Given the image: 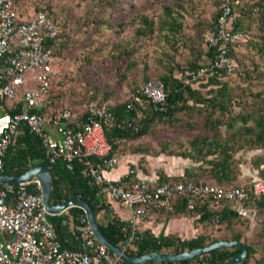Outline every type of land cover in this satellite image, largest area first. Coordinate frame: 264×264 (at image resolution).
<instances>
[{
	"label": "built area",
	"instance_id": "obj_1",
	"mask_svg": "<svg viewBox=\"0 0 264 264\" xmlns=\"http://www.w3.org/2000/svg\"><path fill=\"white\" fill-rule=\"evenodd\" d=\"M218 4L217 22L204 38L205 48H213L214 57L188 75L185 83L202 80L207 73L234 71L229 49L246 41L244 33L231 25L239 6L233 0H218ZM33 5L31 16L23 17L18 0H0V175L7 150L23 124L40 140L49 164L61 159L67 170H73L78 162L81 176L89 179L104 202L116 203L130 212L127 220L120 219L123 240L118 247L124 252L135 247L140 224L152 212H171L176 197L184 199L187 209L199 202L216 210L225 202L253 229L257 225L255 205L264 196V177L258 170H247L248 174L240 178L241 184L230 188L202 179L153 185L132 178L115 182L105 173L117 165L122 155L111 152L105 131L131 126L137 130L136 125L127 119L119 121L108 101H88L80 112L68 108L37 112L47 108V98L60 80L59 54L64 39L60 36L62 19L50 17L39 1L37 8ZM165 102L163 83L150 79L134 91H127L124 113L134 109L140 113L146 103L165 111ZM240 168L244 169L242 165ZM28 185H34L38 193L28 191ZM39 191L36 179L0 184V264H131L95 239L84 215L63 220L77 232L80 249L62 248ZM210 224L218 226L217 215Z\"/></svg>",
	"mask_w": 264,
	"mask_h": 264
},
{
	"label": "trees",
	"instance_id": "obj_2",
	"mask_svg": "<svg viewBox=\"0 0 264 264\" xmlns=\"http://www.w3.org/2000/svg\"><path fill=\"white\" fill-rule=\"evenodd\" d=\"M20 1L18 0V3L21 4ZM116 1L96 0L95 4L98 7H102L104 5L109 6ZM210 1L214 4L210 20L204 24L197 20L200 25H203L201 33L213 29L220 14L218 0ZM233 1H237V6H239L235 8L236 15L231 20L233 30H241L245 35V39H249L245 47L249 51L247 60L251 61L252 69L250 73L244 72L241 77L244 82H249L253 78L251 76L252 73L256 72L260 66L264 69V0ZM35 2L33 6L37 8ZM31 5L30 3L29 7ZM42 9L51 17V13L48 12L49 10L45 5H42ZM192 9V0H171V3L163 7L155 22L146 14H137L139 26L134 30V35L147 37L157 28L160 31L164 30L167 32L170 37L180 36L184 31L183 18L185 14L193 15ZM97 17V15L93 14V17L88 21L95 25L104 24L103 21L97 20ZM62 26H65L64 22L61 25L60 36L65 39ZM192 38V41H196L195 38H198V36ZM189 41H191V38H189ZM64 46L59 54L62 58L65 57ZM237 46L231 47L228 53L234 63V70L236 68L234 51H236ZM203 50L195 55V59L188 60L186 64H172L170 63L172 60L170 57L165 62L158 59L161 62L158 66L160 68L159 71L152 70L144 73L141 80L138 81L139 83L135 82L132 84L133 80L129 81L128 91H134L143 82L154 78L159 79L163 83L166 92L165 111L155 110L152 104L146 103L145 108L140 113H137L136 109L128 114L124 113L127 92L124 101H110V108L117 115L119 121L127 119L133 126H137V130L132 126L123 129L115 127L106 130L105 138L110 145L111 152L130 151L142 153L153 150L154 148L150 149L142 146L140 141L144 136L150 135L155 127L161 123L167 126L174 125L175 122H181V125L187 130L192 131L193 137L188 140V150L176 153L174 150L168 149L169 142L163 141L157 144L159 148L157 151L179 155L184 159L195 161L198 166L194 170L186 171L180 177L167 179L162 176L158 184L202 179L225 188L237 187L241 182L238 177L237 182L234 181L236 172L234 171L233 163L237 162L235 154L240 149L259 152L252 156L250 163L252 166L255 165L259 175L264 176V168H260L261 165H264V77L261 79L263 84L260 89L251 90V87L250 89L241 87L239 92L232 85V81H234L232 74L234 71L230 74L221 72L220 75L207 73L202 80L193 81L192 84L185 83L184 78L202 67L203 56L206 57V61L213 59V48H203ZM133 52H135L133 49H124L117 57L125 59ZM259 62H261V65H259ZM135 66L136 62L134 61L127 63L120 76L122 78L127 75L130 76ZM112 94L113 92L101 91L97 87H92L91 91L85 95L81 108L68 105L57 107V105H54L52 90L47 98V108L37 112L44 114L64 108L80 112L83 111L88 101L104 102L109 99H115L114 96H111ZM249 122L251 123L250 125ZM245 134H250L251 137H247ZM133 143H136V145ZM36 165L48 168L51 174L50 205H58L69 198H80L89 204L97 218L104 205L100 203L94 185L89 179L81 176L80 164L75 162L73 170H67L64 161L61 159L49 164L38 137L31 133L25 125L21 124L14 144L7 150L3 161L2 173L3 175H20L29 167ZM27 189L30 192L38 193L34 185H28ZM255 209L257 212V225L250 230L249 221L240 217L225 202L216 210L209 209L205 204L199 202H196L192 209H187L184 199L176 197L173 200L172 212H168L170 216L192 215L198 223L207 224L210 223L214 215H217L218 228L225 232L220 237L200 233L189 240L180 241L162 236L155 238L146 231L136 240L135 247L126 249L125 253L129 256H139L150 252H160L164 249L172 253H181L184 250L205 247L217 241H238L246 246V258L238 264H264V255L255 259L254 243H247L244 239L245 232L248 230L252 231L261 224L260 214L264 211V196L259 198ZM68 214L73 216L82 215L83 211L77 207H71L64 213L48 216L47 218L53 226L61 247L78 250L79 240L77 233L70 230L67 224L62 223ZM104 219V223L97 219L103 236L112 245L119 246L123 240V232L120 228L121 222L110 218L107 214ZM239 252L240 249L237 247L216 248L184 261H146L139 264H223Z\"/></svg>",
	"mask_w": 264,
	"mask_h": 264
},
{
	"label": "rangeland",
	"instance_id": "obj_3",
	"mask_svg": "<svg viewBox=\"0 0 264 264\" xmlns=\"http://www.w3.org/2000/svg\"><path fill=\"white\" fill-rule=\"evenodd\" d=\"M35 1L21 0L20 2L22 6L27 7ZM39 1L41 6L45 5L47 7L49 13L61 18L62 25L63 22L65 25L62 26L65 35V57H61L60 80L52 89L54 105H57V107L68 105L80 108L83 105L85 95L91 91L92 87H97L101 91L113 92L111 96H114L115 99H109L108 102L112 100L124 101L128 84H130L129 81L133 80L132 84L139 83L138 81L141 80L144 73L152 70L159 71L158 66L161 62L158 59L165 62L170 57L172 59L170 63L172 64H186L188 60L195 59V55L199 51H204L202 43L205 33L210 30L201 33L203 25H200L198 21L203 24L209 21L211 11L214 8V4L210 0H192L193 9L191 12L193 15L185 14L183 18L184 31L180 36L173 38L164 30L160 31L156 28L147 37H137L134 35V30L139 26L138 16L136 15L146 14L155 22L163 7L171 3V0H117L109 6L104 5L102 7L96 6V0ZM27 3L28 5H26ZM93 14L97 15V20L103 21L104 24L95 25L89 22L88 20L93 17ZM197 36L196 41H192V37ZM189 38H191V41H189ZM246 39V42L240 43L234 51L236 68L232 74L234 79L232 85L238 92L241 87L246 89L251 87V90H256L260 89L263 84L261 82L262 77H264L262 66L252 73L253 78L251 81L244 82L241 78L244 72L250 73L252 69L251 61L247 60L249 51L246 50L245 44L249 39ZM124 49H133L135 52L125 59L118 58V54ZM202 60V65L208 62L205 56L202 57ZM131 61L136 62V66L132 69L130 76L127 75L122 78L120 75L127 63ZM261 62H259V65H261ZM247 83L249 84L247 85ZM192 134V131L181 125V122H175L174 125L167 126L161 123L155 127L150 135L144 136L140 144L150 149L154 148L147 152H151L150 156H152L153 162H156L154 159L156 157L155 152L159 149L157 147L158 143L169 142L168 149L179 153L189 149L188 140L193 137ZM245 136L251 137L250 134H245ZM133 144L136 145V143ZM254 154L255 151H243L242 149L235 154L237 160L233 163L236 172L235 182H237V177L239 180L244 178L242 176L248 174L247 170L252 173L257 171L255 165L252 166L250 163ZM168 160L165 158L164 161L167 166H169ZM182 162H190L193 166H198V163L189 159L185 160L183 158ZM176 163L177 161H175ZM241 165L244 169L240 168ZM156 167L161 168L162 166ZM260 168H264V165ZM260 176L264 177L261 174ZM188 216L191 217L192 215ZM260 219L261 224L257 226V230H248L244 234L247 243H254L255 259L264 255V211L261 212ZM195 221L196 227L199 229L198 234L220 237L225 232L218 228L219 223L218 226H212L210 223ZM167 251L169 252V250Z\"/></svg>",
	"mask_w": 264,
	"mask_h": 264
},
{
	"label": "crops",
	"instance_id": "obj_4",
	"mask_svg": "<svg viewBox=\"0 0 264 264\" xmlns=\"http://www.w3.org/2000/svg\"><path fill=\"white\" fill-rule=\"evenodd\" d=\"M18 7L20 8L23 17L31 16V12H30L31 7H29V5L28 7H26L18 3ZM51 17H56V16L51 14ZM202 46L203 48H205V45L203 43ZM119 152L121 153L122 158H120L117 165L113 169L105 173L106 178H109L110 180L115 182L125 181L128 180V178H132L136 180L142 179L147 183H149L150 185H153V184H158V182L160 181L159 179L162 176L166 177L167 179H171L173 177H180L186 171L194 170L196 167L193 166L190 162L188 163L182 162L183 158L179 155H175V154L172 155L163 151L155 152L156 157L154 160L156 162H153V158L152 156H150L151 152H142V153H134L130 151H119ZM165 158L169 159L168 160L169 166H167L164 163ZM175 161H177L176 164ZM156 166H162L163 168L162 167L158 168ZM130 170L133 171V173H130L129 172ZM96 195H97V191H96ZM97 197L99 198L100 203L104 205V208L100 210L96 220L98 219L99 221L104 223L105 222L104 217L106 214L110 218H114L119 222L120 219L127 220L129 218L130 212L127 209L121 208L118 204L113 202L112 203L104 202V200L98 195ZM66 211L67 209L61 213H64ZM61 213H57L54 215H58ZM82 215H84V213ZM48 216H52V215H48ZM69 216H73V215L68 214L67 218H65L64 220H68ZM195 222L196 221L193 216L191 217L188 215L170 216L167 211H156L150 214V217L147 219L145 223L140 224L141 226L139 228V231H140V235L143 232L147 231L155 238L162 236L165 238H170L172 240L184 241V240H189L198 234L199 229L198 227H196ZM79 249H80V242H79ZM160 252H168V251L162 250Z\"/></svg>",
	"mask_w": 264,
	"mask_h": 264
},
{
	"label": "water",
	"instance_id": "obj_5",
	"mask_svg": "<svg viewBox=\"0 0 264 264\" xmlns=\"http://www.w3.org/2000/svg\"><path fill=\"white\" fill-rule=\"evenodd\" d=\"M36 179L40 186V196L42 205L45 211L49 215L61 213L70 207H77L81 209L85 215L87 223L94 235V237L103 244L109 251L120 255L125 261L131 264H139L146 261H157V262H179L200 256L203 253L216 249V248H229L237 247L240 252L235 256L226 260L223 264H238L246 258V246L238 241H217L208 246L185 250L181 253H169V252H150L139 256H129L118 246L112 245L103 236L96 216L87 202L80 198H69L66 201L58 205L49 204V195L52 185V178L48 168L43 166H32L29 167L25 172L20 175H0L1 183L17 184L27 182L29 180Z\"/></svg>",
	"mask_w": 264,
	"mask_h": 264
},
{
	"label": "clouds",
	"instance_id": "obj_6",
	"mask_svg": "<svg viewBox=\"0 0 264 264\" xmlns=\"http://www.w3.org/2000/svg\"><path fill=\"white\" fill-rule=\"evenodd\" d=\"M258 153V151H255V154ZM262 166V165H261ZM258 170V169H257Z\"/></svg>",
	"mask_w": 264,
	"mask_h": 264
}]
</instances>
